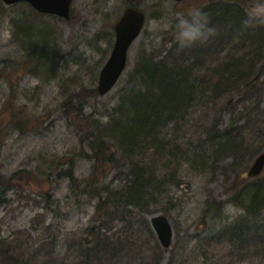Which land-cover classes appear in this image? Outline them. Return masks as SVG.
Instances as JSON below:
<instances>
[{
    "label": "rangeland",
    "instance_id": "obj_1",
    "mask_svg": "<svg viewBox=\"0 0 264 264\" xmlns=\"http://www.w3.org/2000/svg\"><path fill=\"white\" fill-rule=\"evenodd\" d=\"M134 1H138L146 12L147 23L130 49L128 67L111 91L93 97L87 106L90 112L95 109V116L103 121L116 104L119 90L127 84L141 48H146L149 53H165L170 39L180 43L175 25L181 16L202 9L206 2L219 0H74L68 20L39 16L26 3L6 5L0 0V170L5 176L2 186L7 200L0 206V238H13L22 233V237L34 246L42 235L51 234L58 244L66 243L62 249L69 244L74 250L81 238L87 237V228L94 226L92 216L97 198L88 194L76 195L68 178L57 177L55 171L53 177L48 173L66 166L60 163L62 161L58 162L62 154H76L80 148L76 127L66 119L62 106L66 93L68 98L70 91L77 92L81 86L88 93L89 88H97L100 71L114 46V25ZM226 1H241L248 13L254 15L259 24H264V0ZM22 26L28 29V40L19 36ZM55 51L60 52L53 65L55 74L54 71L46 74L45 70L52 65L47 54L51 56ZM226 53L225 48L222 55ZM32 55L35 60L27 62ZM209 61L213 59L209 58ZM207 96L203 98L204 102L209 100ZM261 100H264L263 96ZM221 103L219 100L217 110L222 111L220 128H224L229 124L231 114ZM261 108L264 112V105ZM206 109L209 110V106ZM213 111L216 108L210 114ZM256 111L257 120L262 119L264 115L258 116L261 109ZM203 118L208 128L212 116L209 117L205 109L193 116L192 125ZM23 120H28L24 129ZM249 137L255 139L251 142L256 149L252 156L242 151L235 156L239 158L235 163L234 158L225 155L227 150L217 156L214 146L209 143V157L203 153H199L200 157L189 155L188 162L180 167L178 180L181 185L168 186V197H163L160 206L162 211L133 216L131 227L117 221L116 227L122 230L128 243L127 246L122 243L124 249L113 258L112 264H153L154 249H150L155 248V243H150L147 237L146 222L152 227L151 218L161 213L174 227L172 245L161 264H201L206 244L209 255L215 252L226 264H264L262 215L256 219L249 216L246 227V191L240 189L254 181L247 172L264 151L262 134ZM188 140L196 142L198 137H188ZM188 140H185V147ZM75 162L77 176L80 179L89 177L92 161L77 155ZM16 170L34 173H24L26 175L10 182L8 178ZM114 174H110L107 181ZM50 190L52 195L46 194ZM220 203L221 207H218ZM35 217L39 218L35 220ZM47 224L50 231L44 232L43 227ZM235 227L244 228L245 233L241 236L246 239L236 241L238 252L230 256V232ZM152 230L162 245L153 227ZM257 240L259 243L255 245ZM247 242L249 246H246ZM147 251L150 257L146 259ZM74 256L73 253V260Z\"/></svg>",
    "mask_w": 264,
    "mask_h": 264
},
{
    "label": "trees",
    "instance_id": "obj_2",
    "mask_svg": "<svg viewBox=\"0 0 264 264\" xmlns=\"http://www.w3.org/2000/svg\"><path fill=\"white\" fill-rule=\"evenodd\" d=\"M130 4L140 6L138 1ZM204 5L200 10L207 13L212 33L190 44L180 45L170 39L167 42L170 46L163 55L141 48L127 84L119 90L117 102L107 113L106 121L95 116V109L87 110L89 101L100 95L97 88H89L88 93L81 86L77 92L70 91L68 98L66 93L62 106L66 119L76 127L80 148L76 154H62L58 162L62 161L60 163L66 166L48 175L68 178L76 195L88 194L97 198L92 216L94 226L87 228V237L81 238L74 250L69 244L62 249L66 243L58 244L51 234L42 235L34 246L22 237V233L13 238H0V264H106L107 261L112 264L113 258L124 249L122 243L126 246L128 243L116 222L131 227L133 216L162 211L160 206L163 197H168V186L181 185L178 172L188 162L189 155L203 153L209 157L210 144L217 156L227 150L225 155L234 158L235 163L239 159L235 156L242 151L249 156L254 154L256 149L251 142L255 139L249 136L260 137L262 134L264 137V116L260 120L256 118L259 108L258 116L264 115L261 108L264 105L261 100L264 97V24H259L256 17L248 13L241 1L219 0ZM29 35L28 29L22 26L20 38L28 40ZM225 48L227 53L223 56ZM59 53L47 54L52 65L45 70L46 74L53 71L55 74L53 65ZM31 60H35V55L27 62ZM206 96L209 100L204 102ZM219 100L231 114L229 124L224 128H220ZM208 106L209 110L206 109ZM215 108L216 111L210 114ZM202 109L212 116L208 128L204 118L192 125L191 119ZM27 121L23 120V129ZM195 135L198 137L196 142L188 140V137L194 139ZM185 140H188L187 147ZM77 155L92 161L93 168L87 178L77 176ZM24 173L33 175L34 172L16 170L8 180L12 182L26 175ZM112 173H115L113 178L107 181ZM253 179L250 185L247 183L240 188L246 191V227L249 216L256 219L261 214L264 223V175ZM4 180L0 170V206L7 202L6 194H3ZM52 193L46 191V194ZM146 227L150 243H155V248L150 249H154L153 264H161L168 248L160 245L148 221ZM43 231H50L49 224ZM242 233H245L244 228L237 227L230 232V256L238 252L236 241H245ZM257 243L258 240L255 245ZM246 246H249L248 242ZM135 247L139 253L137 242ZM149 257L147 254L145 258ZM201 259H204L201 264H226L215 252L209 255L207 244Z\"/></svg>",
    "mask_w": 264,
    "mask_h": 264
},
{
    "label": "water",
    "instance_id": "obj_3",
    "mask_svg": "<svg viewBox=\"0 0 264 264\" xmlns=\"http://www.w3.org/2000/svg\"><path fill=\"white\" fill-rule=\"evenodd\" d=\"M7 4L20 1L30 2L37 10L44 13H53L62 17L70 16L73 0H3ZM180 1V0H178ZM146 16L143 11L134 7L127 8L119 21L115 24L116 40L113 50L102 67L99 76L98 92L101 95L109 92L118 82L128 64L129 49L135 39L140 35ZM264 169V152L260 154L250 167L248 175L258 176ZM152 226L159 240L165 247L171 246L173 227L169 219L163 214L151 218Z\"/></svg>",
    "mask_w": 264,
    "mask_h": 264
},
{
    "label": "clouds",
    "instance_id": "obj_4",
    "mask_svg": "<svg viewBox=\"0 0 264 264\" xmlns=\"http://www.w3.org/2000/svg\"><path fill=\"white\" fill-rule=\"evenodd\" d=\"M175 27L177 39L181 44H190L197 39L206 38L213 31L208 24L207 13L200 9L181 16Z\"/></svg>",
    "mask_w": 264,
    "mask_h": 264
}]
</instances>
